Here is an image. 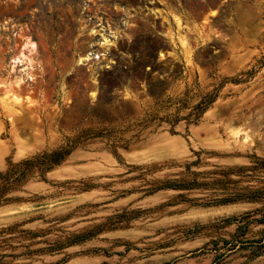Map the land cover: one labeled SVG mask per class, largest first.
Segmentation results:
<instances>
[{"label":"rangeland","instance_id":"obj_1","mask_svg":"<svg viewBox=\"0 0 264 264\" xmlns=\"http://www.w3.org/2000/svg\"><path fill=\"white\" fill-rule=\"evenodd\" d=\"M263 210L264 0H0V264H264Z\"/></svg>","mask_w":264,"mask_h":264},{"label":"trees","instance_id":"obj_2","mask_svg":"<svg viewBox=\"0 0 264 264\" xmlns=\"http://www.w3.org/2000/svg\"><path fill=\"white\" fill-rule=\"evenodd\" d=\"M262 214L264 215V210L262 211ZM261 244L264 246V240H263V242Z\"/></svg>","mask_w":264,"mask_h":264},{"label":"bare ground","instance_id":"obj_3","mask_svg":"<svg viewBox=\"0 0 264 264\" xmlns=\"http://www.w3.org/2000/svg\"><path fill=\"white\" fill-rule=\"evenodd\" d=\"M105 41H107V40H105ZM107 43H108V42H107ZM107 43H106V44H107ZM106 44H104V45H106ZM106 47H108V46L106 45ZM86 58H87V57H86ZM86 58H85V59H86Z\"/></svg>","mask_w":264,"mask_h":264}]
</instances>
